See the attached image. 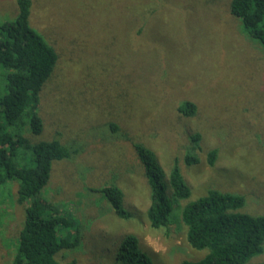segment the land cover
<instances>
[{
    "label": "rangeland",
    "instance_id": "374dc122",
    "mask_svg": "<svg viewBox=\"0 0 264 264\" xmlns=\"http://www.w3.org/2000/svg\"><path fill=\"white\" fill-rule=\"evenodd\" d=\"M31 1L30 24L59 58L40 95L43 129L33 134L27 126L23 133L75 150L53 161L42 190L81 229L80 243L56 259L123 264L117 249L132 234L154 264L198 260L206 250L187 244L180 209L211 188L243 194L242 211L264 213V47L231 13V0ZM17 13V0H0V21ZM5 84L0 65V96ZM186 100L195 104L194 115L178 110ZM195 132L199 162L187 165ZM134 142L154 150L165 179L177 158L191 187L188 198L177 199L166 186L173 206L168 231L147 219L151 188ZM212 148L213 166L206 161ZM108 184L123 192L128 217L118 216L100 191ZM17 187L0 182V264L11 263L23 226ZM250 262H264V250Z\"/></svg>",
    "mask_w": 264,
    "mask_h": 264
},
{
    "label": "trees",
    "instance_id": "16d2710c",
    "mask_svg": "<svg viewBox=\"0 0 264 264\" xmlns=\"http://www.w3.org/2000/svg\"><path fill=\"white\" fill-rule=\"evenodd\" d=\"M17 5L13 19L0 21V65L6 70V92L0 96V182L17 181L18 201L24 205L23 226L17 232L10 264H65L55 255L77 246L81 229L73 215L62 212L58 204L42 195V190L49 181L53 161L67 158L75 150L56 138L34 141L23 133L27 126L33 134L43 129L40 95L59 55L30 24L32 1L17 0ZM230 11L240 18L248 35L264 47V0H231ZM178 110L194 115L196 106L186 100ZM111 128L118 130L115 124ZM190 137L191 152L184 156L187 165L199 162L193 150L199 147L200 134L195 132ZM133 147L151 188L146 210L149 224L168 227V231L173 206L166 186L177 199L188 198L191 187L177 158L165 179L154 150L140 142H134ZM26 154L32 155L30 163L18 162ZM217 156L218 150L210 149L207 163L213 166ZM100 191L118 216H129L117 185L108 184ZM245 203L243 194L215 188L186 202L180 209L185 240L191 248L206 251L198 260L183 259L179 264H264L250 262L264 250V213L242 211ZM116 258L123 264H154L132 234L124 237Z\"/></svg>",
    "mask_w": 264,
    "mask_h": 264
}]
</instances>
